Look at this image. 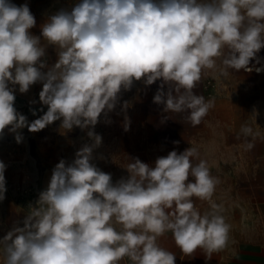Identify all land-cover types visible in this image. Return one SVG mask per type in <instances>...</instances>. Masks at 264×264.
<instances>
[{"label": "clouds", "instance_id": "clouds-1", "mask_svg": "<svg viewBox=\"0 0 264 264\" xmlns=\"http://www.w3.org/2000/svg\"><path fill=\"white\" fill-rule=\"evenodd\" d=\"M35 26L26 3L0 0V134L9 128L18 143V129L38 132L57 120L64 130L94 127L136 81H159L153 102L165 113L187 112L196 126L213 107L194 91L206 70L264 71L249 67L264 48V0H77L48 16L39 36L30 31ZM48 46L57 54L51 66ZM38 82L47 111L29 123L14 107V93ZM88 136L93 143L72 162L56 164L22 226L0 238L5 264H119L124 257L175 264V254L157 243L166 232L185 256L202 249L210 257L227 246L230 225L212 201L219 181L205 160L193 164L195 148L173 150L154 166L132 158L128 177L113 183L92 163L102 137ZM5 168L0 162V200ZM193 197L211 211L201 213Z\"/></svg>", "mask_w": 264, "mask_h": 264}, {"label": "rangeland", "instance_id": "rangeland-1", "mask_svg": "<svg viewBox=\"0 0 264 264\" xmlns=\"http://www.w3.org/2000/svg\"><path fill=\"white\" fill-rule=\"evenodd\" d=\"M17 2L18 6L23 5L21 1L17 0ZM29 2L32 3L33 1ZM76 2L77 0L41 1L40 18L46 22L48 16L62 8H70ZM37 3L39 1H36ZM30 31L36 36L41 33V31ZM42 44L46 45L47 42L42 40ZM46 53L47 63L51 66L57 60L56 50L53 46H48ZM257 56L260 61H264V48L260 50ZM250 62H255V60ZM217 64L222 67L220 59L217 60ZM209 77L214 78L219 85V94L214 98H209L204 89V82ZM263 80L264 77H259L254 73H245L243 69L239 71L229 70V75L227 76L221 75L218 70H206L194 91L196 94L202 95L206 101L224 98L225 94L233 97L235 91L241 88L247 94L257 93L258 95L264 94ZM159 83L157 81L150 86H145L141 81H136L131 90L122 91L120 94L116 105L121 114L120 119L127 120L133 115L134 124L130 123L126 130V121L123 122L118 132L120 137L118 148L120 152H129L133 156L119 161L117 168L113 171L103 170V172L112 175L114 183L121 178L128 177L129 173L126 167L132 162V158H139L142 162L154 166L156 160H149L142 155L139 156V153H154L161 157L167 156L169 152L175 150L179 154L191 147L193 136L198 135V126L200 124L193 126L187 120V112L165 113L163 105L153 102ZM42 87V83L38 82L32 85L27 93H20L18 90L19 86H16L14 107L20 114L26 116L29 123L38 119L47 111V106L43 105L39 99ZM165 90H167V86H165ZM32 93L35 94L33 98ZM33 111H35V115H33ZM111 121V112H108L106 115L101 114L98 123L94 127L89 126L83 129L73 126L71 130H64L61 128V120L54 121L38 132H30L27 127H24L17 130L23 137L19 143L15 139L17 133L5 128L7 135L0 134V162L6 165L4 172L6 191L4 199L0 200V238H3L17 222H20L19 226H22L23 217L30 212L31 193L34 192L39 196L40 192L47 189L52 170L56 164L61 159L69 163L72 162L78 150L85 145L93 143V141H89V131L96 130L97 134L102 137V143L93 151L92 160V163L98 168H102L98 155L106 146L103 137L108 132L106 125ZM102 123L103 126H101ZM262 128H264V122L262 123ZM238 131L239 127H235L234 132L238 133ZM200 134L203 133L201 132ZM151 141L156 143H149ZM194 198H192L194 205L201 213L211 209L208 201L197 204ZM212 201L217 204L214 194ZM128 263V257H124L119 262V264ZM0 264H5L2 246H0Z\"/></svg>", "mask_w": 264, "mask_h": 264}, {"label": "crops", "instance_id": "crops-1", "mask_svg": "<svg viewBox=\"0 0 264 264\" xmlns=\"http://www.w3.org/2000/svg\"><path fill=\"white\" fill-rule=\"evenodd\" d=\"M19 1L31 6L30 11L36 19V26L31 30L41 31V25L45 23L40 18L41 1L46 0ZM36 1L39 3L36 4ZM254 64L256 61L250 62V65ZM243 72L264 77V73ZM224 96L211 100L213 107L198 126V135L193 136L191 147L198 152L192 160L193 164L205 160L210 174L219 181L214 196L220 206V214L230 225L228 243L222 251L210 257L202 249L192 256H185L176 246L172 233L166 232L158 237L157 243L175 254V264H264V94H247L241 88L235 91L233 97ZM119 112L116 106L111 111L112 121L106 125L108 132L103 137L106 146L98 155L102 171H113L119 161L133 156L132 153L119 151L118 132L124 121L127 127L130 123L134 124V117L131 115L123 120ZM235 127H239L238 133L234 132ZM242 127H250L252 134L246 136L241 131ZM3 134L7 135L5 130ZM249 143L253 145L250 149L247 147ZM139 154L154 161L159 157L154 153ZM194 201L203 203L197 197ZM128 264H132L130 259Z\"/></svg>", "mask_w": 264, "mask_h": 264}, {"label": "built area", "instance_id": "built-area-1", "mask_svg": "<svg viewBox=\"0 0 264 264\" xmlns=\"http://www.w3.org/2000/svg\"><path fill=\"white\" fill-rule=\"evenodd\" d=\"M11 2L14 3L15 5H17L16 0H11ZM254 66H255V68L264 67V61H260L259 64L256 63V64H254ZM249 67H253V65H249ZM253 71L256 72L255 69H253ZM256 73H258V72H256ZM262 73H264V71H261L258 74H262ZM204 89L206 90L207 95H208L209 98H214V97L218 96V94H219V85H218L217 81L214 78H210L209 77L204 82ZM102 114H104V113H102ZM93 132L95 134H97L96 130L93 131ZM89 141H92V139L90 137H89ZM112 180H113V183H114V178H112ZM38 198H39V196L36 193L32 192L31 193V202H30L31 204L30 205H35V203L38 200Z\"/></svg>", "mask_w": 264, "mask_h": 264}]
</instances>
